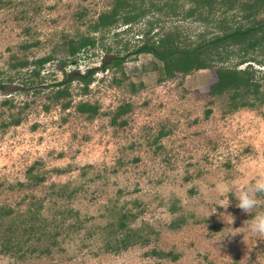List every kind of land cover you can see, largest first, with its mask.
Returning a JSON list of instances; mask_svg holds the SVG:
<instances>
[{
	"label": "rangeland",
	"instance_id": "1",
	"mask_svg": "<svg viewBox=\"0 0 264 264\" xmlns=\"http://www.w3.org/2000/svg\"><path fill=\"white\" fill-rule=\"evenodd\" d=\"M141 1L145 9L169 2ZM112 2L0 0V207L11 210L0 221V264H264V239L241 228L264 212V201L250 214L235 206L242 183L264 177V104L232 111L228 93L208 95L212 69L167 78L150 55L130 54L169 32L194 46L218 33L217 20L244 25L240 13L218 10L202 23L185 16L190 0H175L173 13L90 33ZM85 35L94 46L71 60L67 41ZM42 57L49 61L31 76ZM236 63L230 56L223 66ZM246 64L263 75L255 63L236 69ZM94 67L83 93L73 73ZM60 81L69 96L55 102ZM79 103L96 113H77ZM31 176L42 182L31 185ZM222 184L233 192L221 193ZM121 213L146 242L108 252ZM6 237L18 253L1 247ZM168 252L176 259L159 256Z\"/></svg>",
	"mask_w": 264,
	"mask_h": 264
},
{
	"label": "trees",
	"instance_id": "2",
	"mask_svg": "<svg viewBox=\"0 0 264 264\" xmlns=\"http://www.w3.org/2000/svg\"><path fill=\"white\" fill-rule=\"evenodd\" d=\"M173 1L162 4L149 3L148 9L141 8V0H113L112 6L108 12L100 13L95 21L89 26L90 33L94 34L101 29L115 26L118 23L130 25L141 19L145 13H173ZM139 3L137 6L136 3ZM193 4L191 8L185 11L186 17H194L197 21L205 23L209 16H212L218 10L221 14L226 12L240 13V19L244 25L228 26L225 21L217 20L218 33L207 40H202L194 46H181L172 33H162L155 41L145 39L144 42L136 47L130 54H148L161 63V72L164 77L170 78L174 73L187 75L191 71L212 69L215 81L208 86V95L211 97L228 93L229 108L235 111L239 108H251L258 104H264V90H261L264 81V73L261 77L255 76V70L250 64H246L243 69H236L237 66L245 63H255L264 67L263 58L256 61L251 54L257 52L258 56L264 55V20L257 19L258 14L264 9V0H190ZM237 13V14H238ZM220 14V15H221ZM147 29L144 31L148 35L153 26L147 22ZM154 34V33H153ZM152 34V35H153ZM93 36H80L76 40L70 39L66 43L67 54L71 60L80 52L94 46ZM126 54L118 57L112 62L114 67L124 62ZM230 56L237 59V63L232 66H223L224 62ZM49 61L48 57H42L32 62L33 68L30 71L31 76H38L39 70ZM74 62V61H72ZM25 66L26 63H20ZM101 69L108 68L104 62H101ZM97 67L89 68L81 75L74 74V79L81 85L82 92L85 93L88 85L93 80V75ZM264 72V70H263ZM65 82H57L54 87L51 98L55 102L69 96L68 87ZM3 86L0 85V89ZM7 102V101H3ZM68 101L60 104L61 109H66ZM79 114H86L92 117L96 113V108L88 103H79L75 107ZM123 113V109L117 110ZM18 121H14L16 124ZM29 182L36 186L42 182L41 177L31 176ZM19 186H23L18 184ZM11 210L0 207V221L10 216ZM128 216L121 213L115 222L114 230L116 235L113 238L112 245L107 249L108 252L124 251L130 246L144 244L145 237L138 234L137 230L127 227L126 219ZM31 218H29L30 220ZM5 250L19 252L17 243L13 242L11 237H6L1 243ZM159 256H167L171 260L176 259V255L171 253H159Z\"/></svg>",
	"mask_w": 264,
	"mask_h": 264
},
{
	"label": "clouds",
	"instance_id": "3",
	"mask_svg": "<svg viewBox=\"0 0 264 264\" xmlns=\"http://www.w3.org/2000/svg\"><path fill=\"white\" fill-rule=\"evenodd\" d=\"M219 191L225 195L233 192V188L229 184H222L219 186ZM237 201L236 207L243 213L250 214L264 201V177L257 178L255 182H243L239 190L235 193ZM229 206V199L224 200L223 208ZM216 209L212 208L209 215L215 214ZM231 221L234 219L232 217ZM247 230L250 237L264 239V212H257L250 219L244 221L243 227ZM236 230V229H235ZM235 230L233 232H235ZM236 235V234H234Z\"/></svg>",
	"mask_w": 264,
	"mask_h": 264
}]
</instances>
